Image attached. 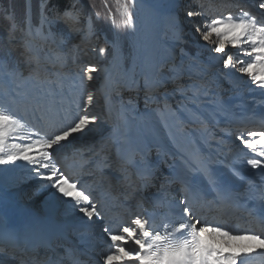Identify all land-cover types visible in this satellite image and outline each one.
<instances>
[{
    "label": "rangeland",
    "instance_id": "rangeland-1",
    "mask_svg": "<svg viewBox=\"0 0 264 264\" xmlns=\"http://www.w3.org/2000/svg\"><path fill=\"white\" fill-rule=\"evenodd\" d=\"M108 1L115 8V0ZM262 2L264 0H164L160 5L149 6L147 9L148 49L145 63L136 29L123 31L118 28L114 61L105 63L106 51L100 53L101 48L105 49L100 38L94 34H85L87 20L80 25L84 31L72 32L66 26L67 31L57 34L52 28L60 21V15L48 18L45 14L43 18L47 17L55 22L50 25L45 23L42 28L41 25L34 28L31 22L26 27H21L11 14H6L12 20V26L6 27L1 22L4 10L0 0V28L4 32L0 44L8 42L7 51L11 49V53L18 47L20 55L19 63L14 62L15 59L10 62L8 56L0 55V102L8 101L13 108L30 103L38 87L35 79L37 72L39 81L45 87L48 86V81L62 79L63 93L67 96L72 94L70 85L79 84L86 68L97 69L92 73L94 79L86 82L95 95V107L90 108V111L101 116L102 126L96 132L72 140L63 151L67 157L64 163L72 160L79 164L78 171L70 175L87 186L106 217L92 226L65 199L55 198L54 189L43 187L46 182L30 174L27 168L31 166L25 161H16L8 166L0 165V188L16 195L12 203L5 201L0 206V230L3 232H0V264H37L36 260L39 261L38 255L27 254L24 246L12 247V243H9L14 235L6 227L10 226L12 215L17 212L12 213L9 208L18 207L20 211L18 203L28 209H37L56 222L67 224L69 232H75L81 240L92 237L90 248H96L93 252L95 256L105 253L110 243L102 232L101 224L115 226L130 223L137 216L146 218V205L138 183L130 169L120 161V154L127 143L129 112L133 118L145 116L149 120V129L156 130L159 134V146L168 151L172 162H177L184 174L183 181L177 188L180 190V199L184 197V182L191 183L194 177L213 193L204 177L190 171L189 164L198 154L213 162L211 167L215 173L224 174L242 167L244 172L241 177L248 180L253 168L247 165L246 160L254 154L244 149L230 133L238 129H261L264 124V90L253 84L246 74L223 67V54L215 53V45L203 41L200 33H195L194 29L203 21L196 23V16L187 17V11L201 10L206 15L205 19L210 20L227 14L241 15L243 8L257 17H264V9L259 8ZM137 9L136 3L135 22L139 18ZM157 12L161 13L165 24V33L161 38V42L167 45L165 51L159 45ZM116 18L119 24V15ZM173 18L179 32L172 22ZM29 25L32 27L31 32L28 31ZM190 40H193L197 49L194 54L183 47V43H191ZM40 49L47 52V57L39 56L37 50ZM203 50L207 51L206 58L200 57ZM225 51L236 53V49L230 46ZM58 55L60 59H57ZM32 56L39 57L38 65L29 60ZM125 59L129 60L128 63ZM9 70L22 73V77L7 75ZM30 73L32 78H29ZM161 77L163 85L150 93L155 102H149L145 106V79L157 82ZM53 87L57 92L60 91L59 87ZM195 89H199V93L193 100ZM129 100L133 103L129 104ZM165 104L168 105L167 109ZM35 122L39 126V121ZM131 127H136L134 119ZM132 139L136 140V132H133ZM13 142L22 141L9 140V143ZM5 167L9 171L5 172ZM188 197L192 198L191 192ZM194 207L200 216L210 221L219 218L223 220V224L234 229H245L244 225L254 220L244 215L232 216L227 207L221 209L216 202L210 205L198 202ZM239 221H243L241 226ZM63 254L66 256V253ZM46 256L48 255L43 253V258ZM43 262L42 260L40 264ZM95 264L100 262L95 261Z\"/></svg>",
    "mask_w": 264,
    "mask_h": 264
},
{
    "label": "snow or ice",
    "instance_id": "snow-or-ice-1",
    "mask_svg": "<svg viewBox=\"0 0 264 264\" xmlns=\"http://www.w3.org/2000/svg\"><path fill=\"white\" fill-rule=\"evenodd\" d=\"M135 7L136 0H115L114 12L108 0H105V18L120 30L135 31ZM259 8L264 9V2L259 4ZM117 15L120 17L119 24ZM195 16L203 17L205 14L187 11V17ZM96 18H100V13H96ZM58 19L72 32L84 31L80 27L81 13L75 5L58 16ZM87 21L85 34L90 35L93 34L92 17H87ZM54 22L44 17L41 28L45 23L50 25ZM172 22L179 32L174 18ZM195 30L200 33L203 41L215 45V53L223 54L221 59L224 68L246 74L253 84L264 90V17H257L241 8V15L227 14L204 19ZM28 31H32L31 25ZM229 46L236 49L235 54L225 51ZM105 51L104 48L100 49L101 54ZM57 59H60L59 55ZM29 60L39 64V57L32 56ZM96 71L95 67L86 68L79 84L70 85L72 94L67 96L63 93L62 79L48 81L45 87L39 81L37 72L35 79L38 87L30 103L13 108L8 101L0 102V165L27 162L31 166L27 171L46 182L43 187L54 189L55 198L65 199L92 226L106 219L103 208L98 207V201L85 184L67 173L64 167L67 157L63 150L72 140L96 132L102 126L101 116L90 111V108L95 107V95L86 82L94 79L92 73ZM6 74L22 77V73L11 70ZM29 78H32V73ZM53 85L59 87L60 91L57 92ZM162 85L163 77L157 82L145 79V106L155 102L150 93ZM198 93L199 89H195L193 100ZM128 103L133 101L129 100ZM165 108H168L167 104ZM35 121H39V126ZM230 135L235 136L244 149L254 154L246 160L247 165L264 173V124L260 130L238 129ZM9 140L22 142L9 143ZM212 163L198 154L189 164L191 172L207 180L214 193L212 200H208L201 189L185 181L183 199L177 200L174 205L169 204L168 212L159 218L137 216L130 223H120L114 227L101 224L102 232L110 242L108 251L101 257L102 264H249V258L258 250L264 256V230L234 229L197 213L194 202L210 205L223 199L225 193H230L229 189L221 188L219 178L211 167ZM3 170L7 172L9 168ZM233 175L238 176L239 173L233 172ZM190 191L194 193L192 199L188 197ZM68 259L73 264H84L71 250ZM47 264H63V260L49 258Z\"/></svg>",
    "mask_w": 264,
    "mask_h": 264
},
{
    "label": "bare ground",
    "instance_id": "bare-ground-1",
    "mask_svg": "<svg viewBox=\"0 0 264 264\" xmlns=\"http://www.w3.org/2000/svg\"><path fill=\"white\" fill-rule=\"evenodd\" d=\"M164 0H136L138 9V15L139 18L136 22V31H137V37L139 41V48L143 52V62L145 63L146 56H147V33H146V20H147V9L149 6L155 7L163 3ZM158 13V12H157ZM158 40H159V45L162 48L163 51L167 49V45L163 42H161V38L163 37L165 33V24L162 19L161 13H158ZM130 110H128L129 112ZM134 119L135 121V129L131 127V122ZM127 143L125 145L124 150L121 152V156L125 154V152L128 153H135L137 149L140 150L144 156L141 158L144 160L141 161L143 164L140 165V167H143L144 169L141 172L144 184L151 183L150 184V191H155L159 192V194H164L170 196V190L171 188L175 189L178 188L182 181L184 174L180 170L177 162H172L170 164L165 163V160H160L153 158L154 153H159L160 150H158L159 147L154 146L155 141L159 140V134L157 131L153 130L151 131L149 129V120L145 116H136V118H133L132 114L129 112L128 117H127ZM133 132H136V140L134 141L132 139ZM147 144V147H149L150 151L148 152L147 155H145V145ZM163 151H160L162 153ZM165 153V152H164ZM167 158V156H166ZM152 159V160H151ZM160 165L164 167V170H161ZM149 167H151L152 170H148ZM146 168V169H145ZM252 169V168H251ZM255 172H254V171ZM257 170V171H256ZM153 173L157 172V175L153 178H151L150 175ZM223 172V171H222ZM233 172H238L239 175H233ZM244 172L242 170V167H237L231 172L228 173H215L217 177L219 178L221 188H227L230 190V193H225L224 198L221 199L219 202H216V204L220 203L219 206L221 209H225L226 207L228 210L231 208L230 215L234 216H247L248 218H252L251 222H248V224H245L244 227L245 229H251L254 231H262L264 230V223H261L262 220H264V199H262V195H264V173H261L259 169H252V172L249 175L248 180H244L241 177V173ZM70 174V173H69ZM248 175V173H247ZM174 183L173 185L171 182ZM191 185L201 189L204 193H209L214 195L209 189H207V186L201 182L198 178H193L191 181ZM191 192V191H190ZM194 193L191 192V197L193 198ZM13 198H16V195H12L11 193H8L4 191L3 189L0 188V206L1 204L4 205L5 201H11L13 202ZM158 201L160 203H164L166 205L167 199L163 197H158ZM181 197L179 195L175 196V199H180ZM191 198V199H192ZM144 202L146 204H149L148 206H151V202L153 197L148 195V198L145 199L143 198ZM154 200V199H153ZM173 200V198L171 199ZM176 202H174L175 204ZM21 210L19 211L18 207H7L11 212L13 213L14 211H17L12 215V219L9 222L10 226L6 227L13 235H14V242H11L12 245H17L19 241L22 239V236L24 231L28 233H33L34 235H30V238L24 239V241H28L30 243L29 246V252H32V248L34 246H37V242L35 241L37 236L36 234L38 233H44L47 230L50 231L52 230L55 232V235L58 233L56 237H61V234L64 232H67L69 228H67V224L59 223L56 222L52 217L50 216H45V215H40L37 212V209H28L24 205H21ZM173 204V205H174ZM198 204V202H194V205ZM24 206V207H23ZM150 208V207H149ZM149 213L147 218H152V219H157L161 215L159 214V210L161 208L155 207L154 209H148ZM11 215V214H10ZM237 219V218H236ZM234 219V220H236ZM237 221V220H236ZM239 225L241 226V223L243 221H239ZM114 227V226H113ZM1 233H3L0 230ZM21 236V238H20ZM20 242L19 244H22ZM90 244V241L88 242V245ZM109 245V243H108ZM107 245V250L108 251V246ZM89 247V246H88ZM28 250V249H27ZM92 251V250H91ZM105 252V253H106ZM103 253V254H105ZM102 254V255H103ZM33 255V254H31ZM102 255L100 253L97 254V256L94 259V262H100L102 264ZM86 256L84 255V258ZM39 261L42 259V255H38ZM88 259V258H87ZM85 259V260H87ZM84 260V261H85ZM91 259H88V262ZM69 261V260H67ZM65 263H68V262ZM249 264H264V256H261L259 254V250L256 253H253V255L249 258Z\"/></svg>",
    "mask_w": 264,
    "mask_h": 264
},
{
    "label": "trees",
    "instance_id": "trees-1",
    "mask_svg": "<svg viewBox=\"0 0 264 264\" xmlns=\"http://www.w3.org/2000/svg\"><path fill=\"white\" fill-rule=\"evenodd\" d=\"M2 8L4 13L1 17V22L6 27L12 26V20L10 17H7L6 14H11L15 21H18L21 27H26L29 22L32 23L34 28H37L41 25V20L46 14L48 18L52 16H58L63 14L65 11L70 10L73 5L76 9L79 10L82 14L81 22L85 23L87 17L91 16L93 21V34L101 40V44L106 49L105 54V63H111L115 58V44H116V27L112 25L111 20L105 18V0H1ZM109 5L114 6L108 1ZM96 13H100V18H96ZM88 25V22H86ZM47 28V27H45ZM55 33L60 34L67 31L66 25L62 21H58L56 26L52 28ZM1 37H4V32L0 28V41ZM110 41L112 43H110ZM191 43H185L187 50L194 54L196 52V46L193 44V40H190ZM4 42V43H3ZM0 44V55L4 54L8 56L10 62L19 63L20 55H18V47L14 48V53H11L9 49L8 42L3 41ZM206 50H203V53L200 54L201 58H206ZM37 53L41 58L47 57V52L44 49L37 50ZM77 54V53H76ZM78 55V54H77ZM82 55H80L81 57ZM128 63V59L126 60ZM158 94V93H157ZM161 95V94H160Z\"/></svg>",
    "mask_w": 264,
    "mask_h": 264
}]
</instances>
